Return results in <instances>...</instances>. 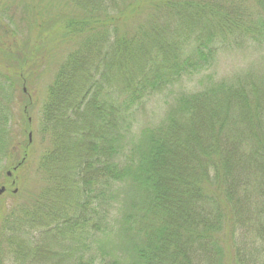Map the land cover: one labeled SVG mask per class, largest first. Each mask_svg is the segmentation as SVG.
Listing matches in <instances>:
<instances>
[{"label": "trees", "instance_id": "1", "mask_svg": "<svg viewBox=\"0 0 264 264\" xmlns=\"http://www.w3.org/2000/svg\"><path fill=\"white\" fill-rule=\"evenodd\" d=\"M64 1L49 32L74 49L42 108V185L0 210V259L264 264V0ZM13 44L0 64L22 72L33 51ZM2 114L0 161L17 149ZM30 158L28 141L16 168Z\"/></svg>", "mask_w": 264, "mask_h": 264}, {"label": "rangeland", "instance_id": "2", "mask_svg": "<svg viewBox=\"0 0 264 264\" xmlns=\"http://www.w3.org/2000/svg\"><path fill=\"white\" fill-rule=\"evenodd\" d=\"M65 4L64 0H0V60L3 59L4 51L14 47V42L17 48L25 51L27 57L29 49L23 47L25 42H28L30 50L33 51L22 72L15 66H19V63H14L13 66L0 64V111L7 117L6 124L14 135V144L16 143L13 146L17 148L11 160L5 157L0 161V187L7 189L0 197L1 218L9 214L21 195L27 197L31 193L37 194L42 185L38 164L47 146L44 143L46 138L42 108L56 73L74 49V44L62 39V33H59L57 28V34L51 35L49 32L53 30L52 25L56 26L59 13H65V16L69 14ZM39 10L42 11L41 16H38ZM42 17L49 24L45 29L40 28ZM67 17L70 19L72 16ZM243 64L241 58L223 59L217 69L218 78L232 75L241 69ZM192 80V83L187 81L177 90L191 91L193 88H199L197 83L201 80L198 76ZM167 101L171 100L159 96L151 103L150 108L154 111L152 121L157 118L154 122H158L164 116L169 108ZM141 122L144 124L143 120ZM28 141L31 158L26 166L29 170L22 168L14 171ZM9 171L12 172L11 177L7 176ZM15 190L18 191L17 194H14ZM1 223L2 219L0 225ZM5 248L6 245L3 246V249ZM0 264H12L11 256L5 254L1 257Z\"/></svg>", "mask_w": 264, "mask_h": 264}, {"label": "water", "instance_id": "3", "mask_svg": "<svg viewBox=\"0 0 264 264\" xmlns=\"http://www.w3.org/2000/svg\"><path fill=\"white\" fill-rule=\"evenodd\" d=\"M30 138H31V135H30ZM7 176L11 177L12 176V172L11 171L7 172ZM6 190H7L6 187H4V186L0 187V197L3 196L6 193ZM17 193H18V191L15 190L14 194H17Z\"/></svg>", "mask_w": 264, "mask_h": 264}]
</instances>
